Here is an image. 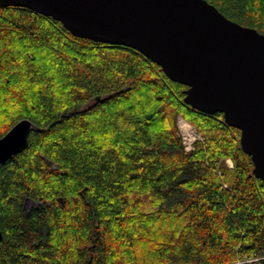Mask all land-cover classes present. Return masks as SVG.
<instances>
[{
  "label": "trees",
  "instance_id": "obj_1",
  "mask_svg": "<svg viewBox=\"0 0 264 264\" xmlns=\"http://www.w3.org/2000/svg\"><path fill=\"white\" fill-rule=\"evenodd\" d=\"M205 1L264 35V0ZM186 89L133 49L0 7V137L21 120L38 129L0 166V264L262 256L264 183L252 175L240 132L222 114L186 105ZM178 115L203 137L190 153Z\"/></svg>",
  "mask_w": 264,
  "mask_h": 264
},
{
  "label": "water",
  "instance_id": "obj_2",
  "mask_svg": "<svg viewBox=\"0 0 264 264\" xmlns=\"http://www.w3.org/2000/svg\"><path fill=\"white\" fill-rule=\"evenodd\" d=\"M0 7L25 8L60 22L74 37L144 55L187 88L186 105L220 113L240 132L252 175L264 183V35L205 0H0ZM33 130L21 120L0 137V166L26 149Z\"/></svg>",
  "mask_w": 264,
  "mask_h": 264
},
{
  "label": "built area",
  "instance_id": "obj_3",
  "mask_svg": "<svg viewBox=\"0 0 264 264\" xmlns=\"http://www.w3.org/2000/svg\"><path fill=\"white\" fill-rule=\"evenodd\" d=\"M196 128L192 127L190 124L186 122L184 118H181L180 116L176 118V133L178 138L180 139V142L183 148L184 153H190L195 148V143L203 141V137L201 134L195 130ZM226 161L229 162L230 168H232V162L230 159H227ZM225 187V185H224ZM251 262H257L261 263L264 262V254L262 256H258L254 258L253 260H245V261H237L234 264H246Z\"/></svg>",
  "mask_w": 264,
  "mask_h": 264
},
{
  "label": "rangeland",
  "instance_id": "obj_4",
  "mask_svg": "<svg viewBox=\"0 0 264 264\" xmlns=\"http://www.w3.org/2000/svg\"><path fill=\"white\" fill-rule=\"evenodd\" d=\"M179 116L182 118L181 115H178L177 117H175V119L178 118ZM185 120H186V119H185ZM186 122H187L188 124H190L192 127H194V126H193L190 122H188L187 120H186ZM224 163H225V165H226L227 167L229 166V162H228V161L225 160ZM232 166H233V165H232ZM229 168H230V167H229Z\"/></svg>",
  "mask_w": 264,
  "mask_h": 264
}]
</instances>
